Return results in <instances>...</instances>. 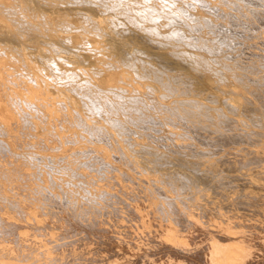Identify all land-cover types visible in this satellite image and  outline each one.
Returning <instances> with one entry per match:
<instances>
[{"label":"rangeland","instance_id":"1","mask_svg":"<svg viewBox=\"0 0 264 264\" xmlns=\"http://www.w3.org/2000/svg\"><path fill=\"white\" fill-rule=\"evenodd\" d=\"M263 205L264 0H0V264H264Z\"/></svg>","mask_w":264,"mask_h":264},{"label":"bare ground","instance_id":"2","mask_svg":"<svg viewBox=\"0 0 264 264\" xmlns=\"http://www.w3.org/2000/svg\"><path fill=\"white\" fill-rule=\"evenodd\" d=\"M106 1H108V0H106ZM151 1V0H150ZM121 3V2H120ZM247 3V2H246ZM107 6V5H106ZM110 6V5H109ZM148 9V8H147ZM214 10V9H213ZM236 10V9H235ZM148 11V10H147ZM156 11V10H155ZM145 13H146V11H145ZM148 13V12H147ZM156 13V12H155ZM148 14H150V13H148ZM154 14V13H153ZM136 15V14H135ZM146 17V16H145ZM194 17V16H193ZM147 19V18H146ZM149 20V19H148ZM147 21V20H146ZM152 21V20H151ZM141 25V24H140ZM156 28V27H155ZM152 31V30H151ZM153 31H155L154 29H153ZM152 31V32H153ZM157 31V30H156ZM177 31L179 32L180 30L179 29H177ZM219 33V32H218ZM92 35V34H91ZM156 35V34H155ZM160 36H161V34H160ZM171 36V35H170ZM166 38V37H165ZM145 39V38H144ZM170 39V38H169ZM154 42V41H153ZM159 42V41H158ZM160 43H161V41H160ZM162 44V43H161ZM164 44V43H163ZM241 56V55H240ZM164 57V56H163ZM201 58V57H200ZM63 60V59H62ZM162 62V61H161ZM202 62V61H201ZM56 66V65H55ZM58 68V67H57ZM40 70V69H39ZM164 71H166V70H164ZM162 73V75L165 73V72H161ZM73 75V74H72ZM11 77V76H10ZM170 77V76H169ZM172 78V77H171ZM175 79V78H174ZM176 79H178V78H176ZM160 80H162V82H163V84H168L167 86H169V87H173V85H171V82L168 80L167 82H165L166 81V79L165 78H163V77H160ZM237 80V79H236ZM34 81V80H33ZM179 81V80H178ZM183 82V81H182ZM178 84V83H177ZM166 86V85H165ZM170 91H171V89H169ZM176 90H179L178 88H176ZM82 91V90H81ZM119 97V96H118ZM134 99V98H133ZM139 101V100H138ZM46 102V101H45ZM46 103H48V102H46ZM20 104V103H19ZM32 104H34L33 102H32ZM42 106V105H41ZM40 106V107H41ZM53 106V105H52ZM39 107V108H40ZM122 107V106H121ZM33 108H35V107H33ZM39 108L37 107L36 109H38L39 110ZM43 109H45L44 108V105H43V107H42ZM178 108V107H177ZM41 111H42V109H40ZM93 110V109H92ZM38 113L40 112V111H37ZM44 112V111H43ZM194 112V111H193ZM174 113V112H173ZM40 114V113H39ZM46 114V113H45ZM43 115V114H42ZM146 115V114H145ZM33 117V116H32ZM46 117V116H45ZM147 117V116H146ZM152 118V117H151ZM183 120V119H182ZM41 122V121H40ZM33 124V123H32ZM207 126V125H206ZM45 127V126H44ZM208 127V126H207ZM210 131V130H209ZM211 133V132H210ZM259 134V133H258ZM54 136V135H53ZM202 136V135H201ZM225 139V138H224ZM211 140V139H210ZM222 141V140H221ZM237 141V140H236ZM240 141V140H239ZM235 142V141H234ZM206 143V142H205ZM215 143V142H214ZM228 143V142H227ZM45 144V143H44ZM3 145V144H2ZM1 145V146H2ZM211 145V144H210ZM227 145V144H226ZM7 146V145H6ZM6 146H5V148H6ZM45 147V146H44ZM246 149V148H245ZM10 151V150H9ZM12 154V153H11ZM14 154H16V153H13L12 155H14ZM204 154H206V153H204ZM248 154V153H247ZM216 155H217V152H216ZM16 156H17V154H16ZM219 156V155H218ZM190 163V162H189ZM246 163V162H245ZM260 163V162H259ZM245 166V165H244ZM243 166V167H244ZM4 167V166H3ZM186 167L187 168H190V170H188V171H182V170H178V171H176L175 172V174H174V176H173V180H172V182L173 183H171V181H170V183L172 184V186H173V189L174 190H176V191H179V189L175 186V184H177L178 186H179V188H180V190L181 191H190V190H193V188H195V189H200L199 187H201V185L202 184H209L210 183V176H208L207 175V173H205V172H203L202 173V170H201V168L199 167V166H197V164H188V166L186 165ZM16 168V167H15ZM206 169V168H205ZM16 170V169H15ZM215 170V169H214ZM2 171V170H1ZM229 172V171H228ZM16 173H17V171H16ZM227 175H229V174H227ZM249 175V174H248ZM3 176V175H2ZM18 176V175H17ZM230 176V175H229ZM229 176H226L227 177V179H228V177ZM262 176V175H261ZM214 177V176H213ZM212 178V177H211ZM223 179H225V178H223ZM7 180V179H6ZM175 183V184H174ZM239 183H241V182H239ZM249 183H251V182H249ZM15 186V185H14ZM233 190H234V188H233ZM249 191H250V189H249ZM254 193V192H253ZM251 194V193H250ZM243 195V194H242ZM193 196V195H192ZM201 196V195H200ZM252 196H253V194H252ZM255 196V195H254ZM204 197V196H203ZM248 197V196H247ZM237 198V197H236ZM147 199V198H146ZM236 200H238V199H236ZM242 200H243V198H242ZM145 201H147V200H145V199H141V197L140 196H138V198H135L134 199V205H133V207H134V210H135V213H136V217H137V219H139V220H142V219H145L146 218V216H147V220L149 221V219H148V216L149 215H151V214H149V210H147L148 208H144V209H146V211L144 210L143 212H146V213H142V212H140L138 209L141 207H147L148 205H147V203H145ZM248 201H251V200H249V198H248ZM15 202V201H14ZM251 202H260V200H258L257 198L256 199H252V201ZM18 203V202H17ZM184 205H186V203L184 204ZM252 206H254V207H256L255 205H252ZM251 206V207H252ZM264 206V205H263ZM161 207H162V205H161ZM259 208V207H258ZM261 208V207H260ZM143 209V208H142ZM255 209V208H254ZM1 210V209H0ZM142 211V210H141ZM257 211V210H256ZM260 211V210H259ZM259 211H257V212H259ZM264 211V210H263ZM53 212V211H52ZM251 212V211H250ZM253 212V211H252ZM59 214H60V216L58 217V216H56V215H54V214H56V213H54L53 212V217L54 218H58V219H66V217H68L67 215H66V212L64 211V210H62L61 209V212H58ZM152 213V212H151ZM176 213V212H175ZM263 213V212H262ZM260 214V213H259ZM252 215H254V212H253V214ZM49 216V215H48ZM261 216H263V215H261ZM50 217V216H49ZM151 217H152V215H151ZM150 217V218H151ZM181 217V216H180ZM256 217V216H255ZM264 217V216H263ZM179 220V224H180V226L182 227V228H187L188 227V225L189 224H191L192 222L186 217V218H178ZM135 220V219H134ZM146 219H145V222L147 221ZM151 220V219H150ZM155 220V219H154ZM148 221L146 222V223H148ZM177 221V220H176ZM175 222V221H174ZM246 222V221H245ZM4 223V224H3ZM150 223H152V221L150 222ZM254 223V222H253ZM158 225L157 223H154V221H153V223H152V225ZM5 225H6V223H5V221L3 220V219H1L0 218V233H2V231H3V229H5ZM57 225H59V224H57ZM73 226H74V224H72ZM170 225V224H169ZM97 226V225H96ZM168 225H166V228L163 226V228L161 227V226H159V229H154L153 228V231L156 233V237H160V240H161V237L163 238L162 239V243H163V245H165V251L167 250V252L169 251L170 252V257L171 258H173V259H171L170 258V260H175V262L173 263V264H188L189 263V259H187V257H188V255L189 254H187V250L186 249H184L185 248V246H188V245H195V243H201L202 245V247L199 249V251H197V254H196V256H198V257H200V258H204L205 260H210V254H209V249H210V247L212 246V244H213V240H211V239H208V238H204V237H198V233H196V232H191V230H190V232L191 233H178V234H175L174 232H173V229H172V226H168ZM200 226V225H199ZM150 227H154V226H150ZM179 227V226H178ZM218 227V226H217ZM264 227V226H263ZM43 228V227H42ZM157 228H158V226H157ZM199 229H200V227H199ZM245 229H247V228H245ZM261 229V228H260ZM45 230V229H44ZM90 230V229H89ZM205 230V229H204ZM85 231H87V230H85ZM91 231V230H90ZM178 232V231H177ZM176 232V233H177ZM204 232V231H203ZM202 232V233H203ZM87 233H89V232H87ZM100 233V232H99ZM154 233V234H155ZM243 233V232H242ZM250 233V232H249ZM102 234V233H101ZM131 234V233H130ZM11 235V234H10ZM89 235V234H88ZM204 235H205V232H204ZM208 235V234H207ZM85 236V235H84ZM109 236V235H108ZM217 236L222 240V241H228V237H227V235H225V234H219V232H217ZM1 237V236H0ZM6 237V236H5ZM167 237H177V244L178 245H176V244H172L171 242H169V238H167ZM241 237V236H240ZM4 238V237H3ZM232 238V237H231ZM248 238V237H247ZM250 238V237H249ZM93 239V238H92ZM110 239V238H109ZM155 239V238H154ZM11 240V239H10ZM21 240V234H17L16 235V237H15V241H20ZM54 240V239H53ZM166 240V241H165ZM231 240V239H230ZM235 240V239H234ZM168 241V242H167ZM215 241V240H214ZM9 242V241H8ZM97 242V241H96ZM102 242V241H101ZM166 242V243H165ZM223 242V243H224ZM10 243V242H9ZM158 244V243H157ZM248 244V243H247ZM229 245V244H228ZM215 247V246H214ZM221 247V246H220ZM98 248V247H97ZM158 248V247H157ZM161 248V247H160ZM197 248V247H196ZM100 249V248H99ZM154 249V248H153ZM245 249V248H244ZM97 250V249H96ZM103 250V249H102ZM109 250V249H108ZM162 250V249H161ZM185 250V251H184ZM195 250V249H194ZM156 251V250H155ZM159 251V250H158ZM110 252H112V251H110ZM116 253V252H115ZM148 253V252H147ZM181 253L182 254H184V256H182V259H184L183 260V262H180L179 261V257H181L180 255H181ZM225 253V252H224ZM161 254V253H160ZM217 254V253H216ZM192 256V255H191ZM89 257H91V256H89ZM93 257V256H92ZM91 257V258H92ZM166 257V256H165ZM190 257V256H189ZM90 259V258H89ZM159 259V258H158ZM84 260H86V259H84ZM161 260V259H160ZM91 261V260H90ZM94 261V260H93ZM107 262V261H106ZM192 262V261H191ZM154 263H156L155 261H154Z\"/></svg>","mask_w":264,"mask_h":264}]
</instances>
